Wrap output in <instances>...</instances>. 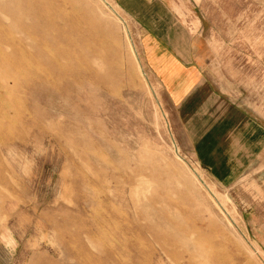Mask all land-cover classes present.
I'll return each mask as SVG.
<instances>
[{
  "label": "rangeland",
  "instance_id": "rangeland-1",
  "mask_svg": "<svg viewBox=\"0 0 264 264\" xmlns=\"http://www.w3.org/2000/svg\"><path fill=\"white\" fill-rule=\"evenodd\" d=\"M51 1L67 12L68 39L52 46L62 68L40 57L20 75L0 59V264H190V237L201 239L197 264H264V147L249 166L242 154V174L213 176L206 166L235 155L194 152L197 130L147 62L144 17H126L132 0ZM165 1L209 86L264 138V0ZM17 4L0 0V48L10 54L2 41L14 40L35 54L20 26L43 25L18 20ZM227 140L204 142L212 151Z\"/></svg>",
  "mask_w": 264,
  "mask_h": 264
},
{
  "label": "crops",
  "instance_id": "crops-1",
  "mask_svg": "<svg viewBox=\"0 0 264 264\" xmlns=\"http://www.w3.org/2000/svg\"><path fill=\"white\" fill-rule=\"evenodd\" d=\"M129 4H133V8H131L132 6H122L126 11V17H144L143 19L146 21L143 23L146 59L168 94L172 109L182 117V124L186 130L189 128L191 131L197 130L191 136L198 140L194 152L205 155L228 151L233 156L235 155L232 164L229 165L228 162L225 164V156H222L217 160L224 161L223 163L218 162L210 168L206 167L209 170H216L212 174L216 177L231 178L242 174L240 170L243 165L240 163L242 154L248 157L249 163L246 164L249 166L257 151L263 150L262 125L248 118L234 103L223 100L221 95L209 86V82L201 74L197 62L192 60L194 46L191 42L190 46L192 47L190 48L188 43L192 38L188 35L185 27L178 23L177 15H175L177 13L167 5L165 0H132ZM171 36L175 38L174 41H169ZM184 38L187 41L183 43ZM149 50L152 53H149ZM150 54L154 55V62H151ZM158 61L162 63V66L172 69L173 74L170 78L166 77L168 71L164 72V76L162 72H159L161 65L159 66ZM205 121L211 122L206 124ZM193 123L197 124L187 127ZM222 128H227L229 131L217 134ZM198 130H201L202 133H199ZM211 133L214 137L216 135L219 138L227 137L229 144L226 149L223 146L214 148L212 151L208 148L204 139L207 140ZM219 142L221 145L224 143ZM204 147H206L205 151ZM202 160L199 159V161Z\"/></svg>",
  "mask_w": 264,
  "mask_h": 264
},
{
  "label": "bare ground",
  "instance_id": "bare-ground-1",
  "mask_svg": "<svg viewBox=\"0 0 264 264\" xmlns=\"http://www.w3.org/2000/svg\"><path fill=\"white\" fill-rule=\"evenodd\" d=\"M102 2L105 3V4L103 3L105 6L108 3V2H106V0H102ZM24 4H27V7L23 8ZM17 6L18 7H17V12L16 13H18V16H17L18 20L20 19V17L22 15H24V16L34 20V24L43 25L40 28V30L36 26L33 27V28L29 27V26L26 27L24 25L20 26V31H21L20 33H23L24 35H27L32 40L33 44L31 45V47L36 48L35 49L36 53L35 54H31V55H26V52H27L26 48L27 47L25 45L20 44V45L16 46L14 40H11V43H9L8 40H3L2 43L5 42L6 44H8L7 45L8 47H10L9 45H11L12 47L14 46V48H12V50H11L12 52L10 54H6V55L2 52V50L0 48V59L2 61L6 62V65H10L11 67H13V66L16 67L17 72H19L20 75H24L25 74V71H23L19 67L20 65L27 66L28 68H34L33 63L31 61L32 60L36 61V59H39L40 57H47V58H50V59L53 58L54 59V64H52V66L57 68V69H61L62 66L58 63L57 57H56V51L52 48V46H53V44H55V47L61 46V40L68 39V34L66 33V29L67 28H65V26H63L62 22L60 21V20H62L61 18L66 17L67 12L65 14L64 12L60 11L59 5L53 3L51 0L49 2H47L46 0H18ZM109 9H110L111 12L115 13L116 16L120 19V21L122 23V27L124 29V32H126L125 28L128 29V27H127V24H126L125 20L122 17H120L119 14H117V12L114 9H111L110 7H109ZM15 15H17V14H14V13L12 14L11 11L7 10L3 14V17L5 19H9V18H12V16L14 18ZM40 20L43 21V23H40L41 22ZM19 24H24V23L20 22V23H16L15 25L17 26ZM7 28H8V26H5L4 24L0 23V33L3 36H5L3 33H6V35L9 34V32L7 31ZM41 30H43V31H48V30L51 31V34H49V35L46 34V36L50 38V42L49 43H48L47 39H45L44 37L43 38H38V37L41 36V34H40ZM52 31H53V33H52ZM126 34L128 35L127 32H126ZM64 53H66L64 49L58 48L57 56L65 55ZM36 68H38V67H36ZM120 201H121V199H120ZM147 232H149V229H147ZM134 238H136V237H134ZM160 238L161 237H159L158 241H159L160 247L162 248L161 250H164V252L167 253L168 252L167 251V247L163 244L162 238L161 239ZM139 239L137 237L138 241H139ZM167 240H168L167 242L169 244L175 245V241L176 240L174 238L169 239V237H168ZM200 240H201L200 238L192 240L191 237H190L189 240H188L189 243H187V241L185 243V245H189L191 247V249H192V252H189V256H190L189 259L191 261L190 264H197L196 260H195V257H196V255L198 254V251H199L198 248L200 247ZM204 246H205V244H204ZM205 248H207V247H205ZM134 250H136V249H134ZM138 254L140 255V253H138ZM75 256H78V255L76 254ZM81 259H82V257H81ZM212 263H214V262H212ZM83 264H85V262Z\"/></svg>",
  "mask_w": 264,
  "mask_h": 264
}]
</instances>
